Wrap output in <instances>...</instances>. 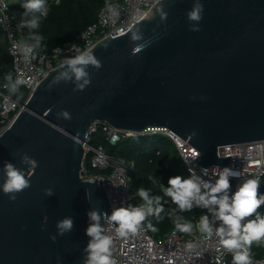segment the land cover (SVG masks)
I'll list each match as a JSON object with an SVG mask.
<instances>
[{"label":"water","instance_id":"obj_1","mask_svg":"<svg viewBox=\"0 0 264 264\" xmlns=\"http://www.w3.org/2000/svg\"><path fill=\"white\" fill-rule=\"evenodd\" d=\"M159 6L87 48L100 66H86L83 90L74 79H54L59 64L47 71L0 135V164L23 166L19 151L39 161L15 200L0 192V264H55L58 255L81 264L85 210L110 209L100 177L79 175L80 142L93 121L135 131L166 126L198 149L202 165L226 164L219 145L264 138V0H204L199 31L185 17L191 0H167V19ZM138 43L146 46L133 53ZM64 215L74 217L72 230L50 239Z\"/></svg>","mask_w":264,"mask_h":264},{"label":"clouds","instance_id":"obj_2","mask_svg":"<svg viewBox=\"0 0 264 264\" xmlns=\"http://www.w3.org/2000/svg\"><path fill=\"white\" fill-rule=\"evenodd\" d=\"M166 3L167 0H159L162 19H167L168 16L167 8L164 6ZM20 4L24 9L22 16L27 17L19 21L20 25L29 29L38 28L40 16L46 14V0H20ZM29 13H39L40 16L33 14L29 17ZM203 15L204 0H191V7L185 9V17L188 21L197 22L189 24L192 31L200 30L199 21ZM129 32L133 40L139 39L137 33L131 30ZM29 35L35 43L21 42L18 46L19 51L25 56L30 54L43 38L35 32H30ZM145 46L144 43H138L131 51L135 53ZM54 51L59 53L60 48L57 47ZM89 63L100 66V61L91 50L76 49L74 55L60 60L61 71L54 79H74L77 82L76 88L83 90L91 82L86 69ZM5 79L9 82L8 87L12 93H16L21 84L27 83L23 78H14L11 73H6ZM201 99H204L203 93ZM60 114L65 119L71 118L67 109H61ZM18 154L20 164L23 166H18L12 159H4L0 164V192L5 193L9 200H15L17 193L31 184V177L39 164L36 157L28 151H19ZM191 154L193 157L197 155L195 150ZM185 164L188 174L169 175L167 183L162 184L163 196L150 194V188L140 186L136 189L140 203L110 204V209L87 208L84 226L87 240L81 249V264H115L112 256L114 235L126 237L129 233H135L147 216H158L164 208L161 201L165 197L170 198L175 204L171 212L177 209L181 212L191 210L194 206L206 209L195 221L199 232L204 238H217L218 243L232 254V264H249L252 243L264 241V212L260 211L261 205H264V191L258 192L259 178L245 175L240 170L227 165L223 167L203 165L197 170L187 160ZM230 177L238 178L237 182L233 184ZM42 191L45 195H51L54 189L52 186H45ZM85 197L90 200L91 193L88 190L85 191ZM44 221H47L46 213ZM173 222L181 232L189 233L193 229V221L183 216L173 217ZM73 224L72 215L58 218L55 222L56 232L49 233L50 239L56 240L58 235L71 231ZM106 225L109 226V230H106ZM148 227L156 230L155 225L150 222ZM185 246L188 249L196 247L192 240H189ZM55 264H63L59 255Z\"/></svg>","mask_w":264,"mask_h":264},{"label":"built area","instance_id":"obj_3","mask_svg":"<svg viewBox=\"0 0 264 264\" xmlns=\"http://www.w3.org/2000/svg\"><path fill=\"white\" fill-rule=\"evenodd\" d=\"M155 1L157 0L106 1L98 10L96 18L79 31L74 39L41 52L33 48V51L25 56L18 47L21 42H26L23 39V27L17 21L16 14L10 10L11 0H0V28L6 36L7 52L12 61V76L27 81L26 84L20 85L27 90L25 96L17 98V93L10 91L9 82L5 78H0V135L19 110L25 108L26 99L47 71L59 64L61 59L74 55L76 49L82 51L109 33L112 36L125 30ZM52 2L56 3L58 0H46V13ZM57 47L60 48L59 53L54 51ZM99 128L105 142L112 145L130 136L158 135L167 138L176 150L185 175L188 174L186 160L197 170L199 166H203L194 161L196 156L193 157L191 154L193 150L198 154V149L166 126H148L135 131L120 129L105 121H93L80 142L83 156L79 175L82 179L90 181L94 178L98 180L100 177L109 204L116 205L121 202L136 204L141 201L137 200L136 189H133L129 179L134 165L133 160L112 156L102 144L90 143L91 135ZM156 152H158L157 149ZM217 154L226 157V164L209 166L227 165L240 170L245 175L257 176L260 180L258 191L264 188V138L224 143L217 147ZM237 179L230 177L233 184L237 182ZM147 181L162 191L164 183L159 174H148ZM190 211L192 216L189 220L193 221V229L189 233L181 232L173 222L161 236H154L145 224L152 216L149 215L135 233H129L126 237L114 235L112 256L115 264H232V254L218 243V239L204 238L195 226V221L199 217L196 215L197 212L201 214L206 209L194 206ZM106 230H109L107 225ZM189 240H192L196 247L186 248L185 245ZM249 256V264H264V253L259 257H253L250 253Z\"/></svg>","mask_w":264,"mask_h":264},{"label":"trees","instance_id":"obj_4","mask_svg":"<svg viewBox=\"0 0 264 264\" xmlns=\"http://www.w3.org/2000/svg\"><path fill=\"white\" fill-rule=\"evenodd\" d=\"M106 1L109 0H58L56 3L52 2L48 7L46 15L40 16L39 13L28 14L29 17L33 14L40 16V22L39 27L36 29L22 26L23 39L29 44H34L35 41L29 33H39L43 38L39 45L34 47L39 52L49 50L57 44L72 40L79 31L96 18L98 10ZM10 10L16 14L18 22L21 19L27 18L22 16L24 9L21 7L20 0H11ZM6 73L12 74V61L7 52L5 33L0 28V78H5ZM90 143L92 145L102 144L112 156L125 160H133L134 165L131 169V175H129L132 186L136 184L138 187L150 188V194H160L163 196L162 191L158 187L148 183V174H159L161 181L166 184L169 175L176 173L184 174L185 172L180 165L176 152H170L162 146H150L147 135L126 137L111 145L105 142L102 131L99 128L91 135ZM156 149L158 152H156ZM261 191H264V188H261L258 192ZM137 200L141 201L139 196ZM161 203L164 204L161 213L158 216L152 215L145 223L154 236H161L166 232L172 226L173 217L183 216L189 219L192 216L190 210L181 212L177 209L175 212H171L175 208V204L171 202L170 198L165 197ZM260 211L264 212V205H261ZM170 212L171 214H169ZM196 215L198 216L200 213L197 212ZM149 222L155 225V231L148 227ZM249 253L253 257L262 255L264 253V241H254Z\"/></svg>","mask_w":264,"mask_h":264},{"label":"rangeland","instance_id":"obj_5","mask_svg":"<svg viewBox=\"0 0 264 264\" xmlns=\"http://www.w3.org/2000/svg\"><path fill=\"white\" fill-rule=\"evenodd\" d=\"M26 92H27L26 88L19 86V90L16 92L17 98H23L25 96ZM148 143L150 146H154V147H161L162 146V147L168 149L170 152H176V150L174 149L171 142L165 137H161L158 135H149L148 136ZM130 175H131V173H130ZM184 175H185V172H184ZM149 184H151V183H149ZM151 185H153V184H151ZM137 187L138 186L136 184L135 185L133 184V189H137Z\"/></svg>","mask_w":264,"mask_h":264}]
</instances>
